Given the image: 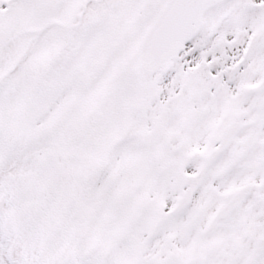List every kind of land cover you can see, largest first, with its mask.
I'll use <instances>...</instances> for the list:
<instances>
[{"label":"snow or ice","instance_id":"1","mask_svg":"<svg viewBox=\"0 0 264 264\" xmlns=\"http://www.w3.org/2000/svg\"><path fill=\"white\" fill-rule=\"evenodd\" d=\"M0 264H264V0H0Z\"/></svg>","mask_w":264,"mask_h":264}]
</instances>
